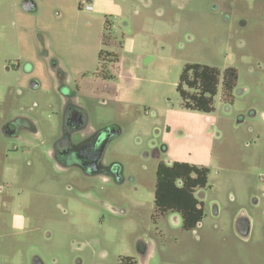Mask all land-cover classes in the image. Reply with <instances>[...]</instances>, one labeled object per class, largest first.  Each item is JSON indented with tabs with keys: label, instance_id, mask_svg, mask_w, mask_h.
Listing matches in <instances>:
<instances>
[{
	"label": "rangeland",
	"instance_id": "374dc122",
	"mask_svg": "<svg viewBox=\"0 0 264 264\" xmlns=\"http://www.w3.org/2000/svg\"><path fill=\"white\" fill-rule=\"evenodd\" d=\"M34 1L36 10L25 11L23 0H0V127L22 113L48 131L59 124V112L51 111L59 110L58 95L44 85L30 89L36 74L25 73V65L35 63L49 38L67 69L86 64L94 70L95 37L108 30L103 15L79 7V0ZM112 1L122 7L109 30L130 71L127 107L121 114L96 101L92 122L121 127L106 147V160L124 166L126 182L64 172L46 151L32 156L0 132V166L9 163L5 154L17 159L12 178L0 172V183L9 181L7 193L27 218L25 229L13 236L10 216L0 207V264H29L34 253L44 264H117L135 254L138 237L157 245V264H264V0ZM185 63L219 69L214 113L182 106L176 85ZM227 67L235 69L236 81L232 101L224 103ZM165 128L181 159L210 168L195 232L181 228L180 215L174 223L173 213L160 214L154 204L157 152L151 142L159 141L155 130L162 134ZM240 211L253 220L245 244L232 223Z\"/></svg>",
	"mask_w": 264,
	"mask_h": 264
},
{
	"label": "flooded vegetation",
	"instance_id": "af4514ba",
	"mask_svg": "<svg viewBox=\"0 0 264 264\" xmlns=\"http://www.w3.org/2000/svg\"><path fill=\"white\" fill-rule=\"evenodd\" d=\"M112 18L110 15L103 16V28L107 29L108 33L102 30L99 37H95L97 41L94 39L96 41L95 44L99 45L96 57L97 64L94 70H88L86 64H79L73 69H67L63 60L57 57L61 54L51 48L49 38H44L42 47L35 54V57H33L35 63H27L30 65H25V73L36 74L29 79L28 86L30 89L36 90L41 85H44L45 92H54L58 95L59 110L57 112L56 110H51L53 113L59 112L58 127L53 126L48 131L40 130L36 119L18 113L1 124L0 132L5 138L13 139L17 145L32 156L36 155V157L40 158L41 153L46 151L47 156L51 157L56 166L64 172L79 173L84 177H101L104 180L121 185L126 182L125 168L118 161L106 160V147L121 133L122 129L115 123L103 124L98 127L92 122V110L96 101L101 105L111 104L115 112L121 114H123V111L126 110L125 107H127L125 89L129 85L130 71L125 61L126 59L121 52L119 40L110 35L109 28L112 27L114 19ZM6 68L8 69V67ZM72 72H75L76 75L72 74ZM119 87L122 89V92ZM233 88L234 86L231 89L221 87L220 101L224 103L231 102ZM47 106L50 108V101ZM214 111L215 107L213 104V109L209 112H196L209 115L214 113ZM249 111L251 115L256 114V111L253 109ZM262 117L264 118V115ZM242 120L243 116H238L237 122L241 123ZM155 133L159 141L153 140L151 142L152 147L157 152L154 193L156 189L159 190L162 186V172L174 163L185 162L203 166L181 159L172 150V148L177 149L178 146L172 147L173 141L170 139V130L168 128H165L162 134L157 129ZM211 135L215 141L212 133ZM248 144L247 142L246 145ZM13 150L16 152L17 147H13ZM144 155L147 156L148 154L144 153ZM186 155L187 157L191 156L192 151L187 150ZM4 158L6 160H3L9 163L3 167L0 166V172L10 180L12 178L10 172L14 171L13 166L17 159L12 155L8 156L6 154ZM8 182L0 183V207L2 206V208H5L4 211L8 212L10 216V234L16 236L25 229L27 218L22 211L16 209L18 207H15V197L7 193L6 186H10ZM207 183L194 190L197 207L201 210L200 220L191 229H185L182 226L180 216V226L183 230L195 232L197 228L201 227L206 198V193L203 189L206 188ZM252 202L256 205L259 199L254 196L252 197ZM156 209L158 210L157 207ZM211 210L213 215H218V205L216 203H212ZM114 211H117V209ZM158 212L160 214L167 213L160 212V210ZM168 212L174 214L173 220L176 223L178 217L175 214H180L174 211ZM232 223L235 235L239 241L243 244L249 242L252 233V218L244 211H240L234 214ZM135 249V254L120 257L117 264H157L155 262L157 245L153 240L148 241L138 237L135 242ZM27 259L29 260V264H44L41 256L35 253L31 254L30 257L28 256ZM79 261L77 260V263Z\"/></svg>",
	"mask_w": 264,
	"mask_h": 264
},
{
	"label": "trees",
	"instance_id": "16d2710c",
	"mask_svg": "<svg viewBox=\"0 0 264 264\" xmlns=\"http://www.w3.org/2000/svg\"><path fill=\"white\" fill-rule=\"evenodd\" d=\"M220 71L214 66L185 64L179 76L176 90L186 109L209 112L218 91ZM223 88L231 89L235 82V69L222 72ZM210 168L185 162H176L162 172L163 183L155 190L154 204L160 212H178L182 226L191 229L201 218L194 190L208 182ZM159 176V173H158Z\"/></svg>",
	"mask_w": 264,
	"mask_h": 264
},
{
	"label": "crops",
	"instance_id": "0c3cea01",
	"mask_svg": "<svg viewBox=\"0 0 264 264\" xmlns=\"http://www.w3.org/2000/svg\"><path fill=\"white\" fill-rule=\"evenodd\" d=\"M87 10H93V11L100 12V14H102L103 16L110 15L113 17L115 15L116 17L122 14L121 5L114 3L112 0H91V8Z\"/></svg>",
	"mask_w": 264,
	"mask_h": 264
},
{
	"label": "water",
	"instance_id": "95a60500",
	"mask_svg": "<svg viewBox=\"0 0 264 264\" xmlns=\"http://www.w3.org/2000/svg\"><path fill=\"white\" fill-rule=\"evenodd\" d=\"M22 7L25 11H35L36 5L33 0H23Z\"/></svg>",
	"mask_w": 264,
	"mask_h": 264
},
{
	"label": "built area",
	"instance_id": "2783aa9c",
	"mask_svg": "<svg viewBox=\"0 0 264 264\" xmlns=\"http://www.w3.org/2000/svg\"><path fill=\"white\" fill-rule=\"evenodd\" d=\"M80 7L84 9H90L91 8V0H79Z\"/></svg>",
	"mask_w": 264,
	"mask_h": 264
}]
</instances>
